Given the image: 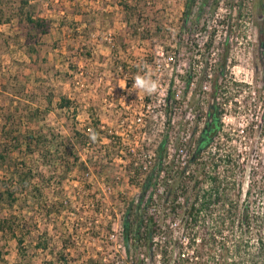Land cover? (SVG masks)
Returning <instances> with one entry per match:
<instances>
[{
	"label": "rangeland",
	"instance_id": "374dc122",
	"mask_svg": "<svg viewBox=\"0 0 264 264\" xmlns=\"http://www.w3.org/2000/svg\"><path fill=\"white\" fill-rule=\"evenodd\" d=\"M0 2V150L9 147L5 161L0 158V178L9 177L23 160L42 171V179H34L40 200L29 192L27 203L20 198L11 209L0 203V217L12 212L21 231H30L23 255L16 239L0 230V264H44L54 254L59 258L58 250L77 264H183L178 252L188 248L171 197L175 189L189 188L191 180L172 193L168 186L188 158L186 142L204 127L207 112L215 105L223 125L208 149L226 143L222 149L246 163L243 172L235 168L243 189L250 163L264 157V135L256 131L264 106V66L258 65L255 26L246 9L234 26L227 0H194L188 13V0H30L23 10L51 19L48 32L38 33L17 17L20 0ZM227 16L232 26L226 25ZM213 18L217 30L208 26L205 31ZM168 52L176 59L166 65ZM137 75L168 89L166 104L158 105V93L131 90ZM60 96L72 100L71 107H61ZM139 112L144 126L136 120ZM72 126L87 134L84 144L72 138ZM38 130L52 139L51 149L63 139L74 151L77 159H69V170L61 165L53 171L25 147L23 136ZM163 138V171L156 169L145 218L154 213L166 237L157 235L149 247L143 234L127 250L118 234L127 200L136 201ZM151 151L155 156L144 172L134 161ZM191 173L203 176L194 164L183 171ZM38 232L49 241L45 251L34 248Z\"/></svg>",
	"mask_w": 264,
	"mask_h": 264
},
{
	"label": "trees",
	"instance_id": "16d2710c",
	"mask_svg": "<svg viewBox=\"0 0 264 264\" xmlns=\"http://www.w3.org/2000/svg\"><path fill=\"white\" fill-rule=\"evenodd\" d=\"M193 1L188 0L185 13L189 12ZM1 4L0 2L2 11ZM121 4L128 10L132 9L126 1H122ZM27 5H30V0H20L19 10L16 12L17 17L26 21L30 28L38 33L48 32L51 19L37 14L30 8L23 10L22 8ZM156 30L160 31L158 25ZM213 84L214 88H217L216 80ZM213 93L215 94V91ZM170 95L167 94V97ZM71 102L72 100L68 97L60 96L59 105L61 107L69 108ZM213 107L207 112L208 118L199 134L195 138L190 136L187 140L186 145L189 146L187 147L190 151L188 158L182 168L176 171L173 181L168 186V192L172 193L171 190L180 186L184 187L187 179L191 180L189 184L191 191L189 188H184L180 194L175 189L171 197L174 201L171 209L181 219L185 245L188 248V251L178 252L177 259L183 264H264V157L261 156L255 162L250 163L248 179L243 189V182L235 175V168L238 167V170L243 172L246 163L233 157L231 150L222 149L226 143H217L214 150L208 149L211 141L223 126L217 107L215 105ZM72 109L74 113V108ZM256 126L259 136H263L264 106H262ZM5 134L7 135V133ZM51 134L57 139L56 133L52 132ZM46 135L47 132L43 130L25 134L23 136L25 147L30 153L36 152L42 159V163L51 165L53 171H56L57 167L61 165H66V170H69L67 164L69 159L71 157L77 159V155L74 151L72 152L67 143L61 141L63 139L51 149L49 141L52 139H48ZM71 136L82 144L88 137L85 132L75 126H72ZM165 142L166 139L163 138L157 146L156 160L139 184L140 190L136 201L127 200V208L123 214L124 244L127 250L132 244L136 245L143 234L148 246H151L152 235L156 229L152 222L154 216L148 215L147 222H144V218L153 195L152 188L155 185L156 169H162V160L166 156ZM62 145L63 148H61ZM204 152L206 154H203ZM8 155L9 147L3 146L0 150V158L5 161ZM54 159H57L58 166L53 163ZM190 164H194L195 169H200L203 176H196L194 173L185 176L183 171ZM14 167L9 177L0 178V203L5 201V207L10 209L20 198L27 203L29 192H32L34 199L40 200L41 197L40 186L36 185L34 179L37 181L42 179V171L24 160L16 162ZM53 176L54 174H51L49 179ZM181 197H183L182 200H180ZM58 202L59 200L55 205ZM0 230L8 236L14 237L19 253L26 255L25 240L30 231L27 233L21 231L22 223L14 213L7 212L0 217ZM33 241L34 248L43 251L47 249L49 241L43 232H38ZM174 243L177 246L182 244L177 239L174 240ZM53 251L51 250L50 253ZM61 252L60 250L55 252L59 253V258H56L54 254V258L45 260L44 264H54L55 262L57 264H77L68 261ZM165 253L167 250L163 249V257ZM0 258L3 259L1 250Z\"/></svg>",
	"mask_w": 264,
	"mask_h": 264
},
{
	"label": "flooded vegetation",
	"instance_id": "af4514ba",
	"mask_svg": "<svg viewBox=\"0 0 264 264\" xmlns=\"http://www.w3.org/2000/svg\"><path fill=\"white\" fill-rule=\"evenodd\" d=\"M227 5L234 10L235 20L234 26L238 25V19L246 15L251 19L255 26V36L257 39V54L258 65L263 68L264 66V0H227ZM246 9L245 13L243 9ZM230 17L227 16L226 25H229ZM231 25V23H230ZM232 26V25H231ZM230 26V27H231ZM231 31V29H229Z\"/></svg>",
	"mask_w": 264,
	"mask_h": 264
},
{
	"label": "built area",
	"instance_id": "2783aa9c",
	"mask_svg": "<svg viewBox=\"0 0 264 264\" xmlns=\"http://www.w3.org/2000/svg\"><path fill=\"white\" fill-rule=\"evenodd\" d=\"M219 20H220V18H219ZM206 21H208V19L206 20ZM214 21V22H213ZM216 21H217V19L216 18H213L212 19V22H213V24L212 25H214V27L212 26V25H209L208 24V22L205 24V31H207V27L209 26L210 28H212L213 30H217V29H215V26H217L218 24L216 23ZM208 39V38H207ZM163 53V52H162ZM165 59H166V65H168V64H170V63H173L174 61H175V53L174 52H168L167 54H166V56H165ZM156 64H158L157 65V67H159V65H160V62H158V63H156L155 62V65ZM156 67V68H157ZM170 91L167 89H165V88H163V87H161L159 90H158V95H156V98H157V100H158V105H161V104H166V102L170 99V97H167V94H170L169 93ZM176 95V94H175ZM161 103V104H160ZM148 106H150V104L148 103L147 104ZM136 120L137 121H141V123H142V125L144 126V120H143V115H142V112H139V114L136 116ZM111 131V130H110ZM155 156V152L154 151H151V152H147V153H145V158L144 159H142L140 162L139 161H137V160H135L134 161V163H135V166H137L140 170H142V171H144V172H146L147 170H148V167H149V164L152 162V159H153V157ZM163 171V168L161 169V170H159L158 171V173H161ZM156 175H157V173H156ZM152 205V203H150L148 206H147V209H146V212H148V209H150V206ZM168 212H169V210H168ZM150 215H154V213H151ZM146 220H147V218H145ZM156 220H158V219H156V218H153V223H154V226L156 227V229L154 230V232H153V235H152V239H154L157 235H161V236H163L164 238L166 237V235L165 234H163V232L162 231H164L163 230V228L161 227V225H159V224H157V222H156ZM160 228H162V230L160 229ZM123 230V229H122ZM118 231V234H121L120 236H121V238L123 239V242H124V234H123V231ZM159 231H161V232H159ZM115 235V232H112L111 233V236H114ZM116 236V235H115ZM163 238V239H164Z\"/></svg>",
	"mask_w": 264,
	"mask_h": 264
},
{
	"label": "clouds",
	"instance_id": "9594fccd",
	"mask_svg": "<svg viewBox=\"0 0 264 264\" xmlns=\"http://www.w3.org/2000/svg\"><path fill=\"white\" fill-rule=\"evenodd\" d=\"M131 90H134V91L141 90V91L145 92L148 95H152V94H155V93L158 92L159 84H158L157 81L152 80L150 77L137 75L134 78V83L132 85V89ZM90 138L93 141H95V139H96L95 134L91 135Z\"/></svg>",
	"mask_w": 264,
	"mask_h": 264
}]
</instances>
